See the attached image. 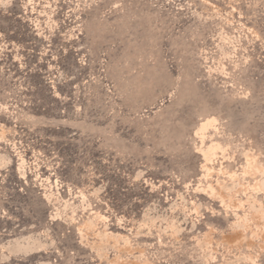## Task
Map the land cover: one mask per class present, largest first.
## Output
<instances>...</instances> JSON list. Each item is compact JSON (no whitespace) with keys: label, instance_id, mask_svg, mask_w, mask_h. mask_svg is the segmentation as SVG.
Wrapping results in <instances>:
<instances>
[{"label":"rangeland","instance_id":"1","mask_svg":"<svg viewBox=\"0 0 264 264\" xmlns=\"http://www.w3.org/2000/svg\"><path fill=\"white\" fill-rule=\"evenodd\" d=\"M0 264H264V0H0Z\"/></svg>","mask_w":264,"mask_h":264},{"label":"bare ground","instance_id":"2","mask_svg":"<svg viewBox=\"0 0 264 264\" xmlns=\"http://www.w3.org/2000/svg\"><path fill=\"white\" fill-rule=\"evenodd\" d=\"M208 121H209V120H207L206 122H203V123H202V126H203L202 128H204V125H205ZM202 130H203V129H202Z\"/></svg>","mask_w":264,"mask_h":264}]
</instances>
